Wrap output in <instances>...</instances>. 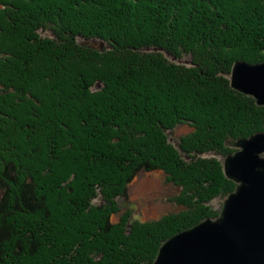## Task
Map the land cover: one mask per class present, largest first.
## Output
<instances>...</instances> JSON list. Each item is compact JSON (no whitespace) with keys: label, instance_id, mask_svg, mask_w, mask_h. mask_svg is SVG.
I'll use <instances>...</instances> for the list:
<instances>
[{"label":"trees","instance_id":"1","mask_svg":"<svg viewBox=\"0 0 264 264\" xmlns=\"http://www.w3.org/2000/svg\"><path fill=\"white\" fill-rule=\"evenodd\" d=\"M238 60L264 61V0H0V264H153L217 217L236 183L212 157L264 130ZM156 170L181 208L132 220Z\"/></svg>","mask_w":264,"mask_h":264},{"label":"water","instance_id":"2","mask_svg":"<svg viewBox=\"0 0 264 264\" xmlns=\"http://www.w3.org/2000/svg\"><path fill=\"white\" fill-rule=\"evenodd\" d=\"M231 85L264 105V61H236ZM228 143L238 149L224 170L237 186L219 216L170 236L153 264H264V130Z\"/></svg>","mask_w":264,"mask_h":264},{"label":"rangeland","instance_id":"3","mask_svg":"<svg viewBox=\"0 0 264 264\" xmlns=\"http://www.w3.org/2000/svg\"><path fill=\"white\" fill-rule=\"evenodd\" d=\"M89 44L99 46V45H102L103 42L100 40L94 39V40H89ZM183 60L186 61V59H183ZM230 80H231V74H230ZM243 94H246V93H243ZM246 95L252 96L250 94H246ZM252 97L256 99L254 96ZM256 104L258 106H264L258 103ZM191 130H192V126H190L188 123L180 124L176 128L169 130L168 132L169 139L174 145L178 147L180 138L184 134L190 132ZM227 146L234 148L235 151L238 149L237 146L229 144L228 142H227ZM183 156L186 158L185 155ZM225 157H226L225 155L224 156L215 155L212 158L213 159L219 158L223 162V166H224ZM186 160H189V159H186ZM224 173H225V170H224ZM227 178L229 177L227 176ZM235 183L237 186V182ZM180 192H181V188L173 184L172 182H169L167 180L166 173L163 172L162 170L143 171V172H140V174L136 177L134 182L130 185L128 197H121L118 200L122 208V211L131 210L132 220L139 219L142 221H148V220L158 219L162 217L163 215H165L166 213L178 211L181 208V205H179L177 202L174 201V196ZM225 198L215 199L213 200L212 204L216 208L220 209L221 211ZM97 201L100 202L101 200L98 199ZM220 211H219V214H220ZM118 219H119V214L113 217L114 221Z\"/></svg>","mask_w":264,"mask_h":264}]
</instances>
